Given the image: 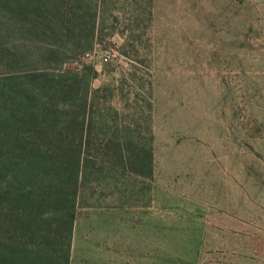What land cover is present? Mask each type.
<instances>
[{
    "label": "rangeland",
    "instance_id": "obj_1",
    "mask_svg": "<svg viewBox=\"0 0 264 264\" xmlns=\"http://www.w3.org/2000/svg\"><path fill=\"white\" fill-rule=\"evenodd\" d=\"M90 5L88 51L59 64L29 41L24 66H90L91 126L149 144L152 170L87 167L73 264H264V0Z\"/></svg>",
    "mask_w": 264,
    "mask_h": 264
},
{
    "label": "trees",
    "instance_id": "obj_2",
    "mask_svg": "<svg viewBox=\"0 0 264 264\" xmlns=\"http://www.w3.org/2000/svg\"><path fill=\"white\" fill-rule=\"evenodd\" d=\"M90 2L0 0V35L19 42L0 38V64L11 69L0 79V264H71L87 167L111 156L122 169L152 170L149 144L91 126V90L82 83L95 74L90 66L81 76L60 66H24L33 57L21 49L29 41L43 42L59 64L88 51L98 22Z\"/></svg>",
    "mask_w": 264,
    "mask_h": 264
},
{
    "label": "crops",
    "instance_id": "obj_3",
    "mask_svg": "<svg viewBox=\"0 0 264 264\" xmlns=\"http://www.w3.org/2000/svg\"><path fill=\"white\" fill-rule=\"evenodd\" d=\"M72 256H73V246H72ZM72 256H71V264H73Z\"/></svg>",
    "mask_w": 264,
    "mask_h": 264
},
{
    "label": "built area",
    "instance_id": "obj_4",
    "mask_svg": "<svg viewBox=\"0 0 264 264\" xmlns=\"http://www.w3.org/2000/svg\"><path fill=\"white\" fill-rule=\"evenodd\" d=\"M103 59H104V60H107V57H106V56H104V57H103Z\"/></svg>",
    "mask_w": 264,
    "mask_h": 264
}]
</instances>
